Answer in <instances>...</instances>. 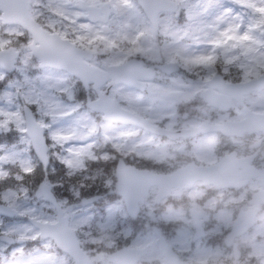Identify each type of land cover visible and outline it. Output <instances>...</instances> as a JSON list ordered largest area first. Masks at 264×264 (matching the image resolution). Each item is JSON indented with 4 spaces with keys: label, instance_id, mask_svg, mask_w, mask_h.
Returning <instances> with one entry per match:
<instances>
[{
    "label": "snow or ice",
    "instance_id": "6c2138e0",
    "mask_svg": "<svg viewBox=\"0 0 264 264\" xmlns=\"http://www.w3.org/2000/svg\"><path fill=\"white\" fill-rule=\"evenodd\" d=\"M231 2L264 17V2ZM34 10V22L0 35V264H72L85 228H95V237L121 213L138 221L124 175L135 160L125 154L127 142L151 125L146 117L164 91L183 72L199 75L183 80L189 89L233 87L230 70L216 69L217 52L253 37L242 23H228L234 9L221 0L200 11L188 0H41ZM160 23L181 41L204 33L207 51L145 47ZM113 248L119 255L118 242Z\"/></svg>",
    "mask_w": 264,
    "mask_h": 264
},
{
    "label": "rangeland",
    "instance_id": "374dc122",
    "mask_svg": "<svg viewBox=\"0 0 264 264\" xmlns=\"http://www.w3.org/2000/svg\"><path fill=\"white\" fill-rule=\"evenodd\" d=\"M262 2H264V0H246V3L255 5H259ZM40 3L41 0H30V5H32V8L30 10L34 16L38 15V12H36L34 9ZM206 3L207 0H199L193 1L192 3H190V5L193 6L195 11H200L205 7ZM221 3L226 7H231L234 9L233 15L228 19V23L233 25L242 23L244 27L241 28L240 31H247L248 34L253 37V40L249 43L236 47L228 45L224 48L219 49L218 52L221 53V55L219 56V62L216 64V69H232L229 71L227 76L233 79H242L245 77L248 78L251 75H253L251 76V78L256 77L261 74L260 72L264 71V48H262V45H264V37L260 40L257 39L249 29V23L251 21H254L253 23L257 21L259 30L261 32H264V27L261 26V22L262 20H264V17L260 18L258 16H255L249 8L234 5L232 4L231 0H221ZM218 11H220V8L210 10L209 19H211V17L214 16ZM237 13L239 14L238 16L236 15ZM163 18L164 17L160 16L161 21H163ZM158 30L159 36L168 37L173 40L170 41V43L166 46L162 43L157 47V49L163 48L164 52L167 51L170 54L176 53V46L178 43H182L184 47L188 48L190 55L200 54L207 51L208 49L206 36L204 33H201L199 31L194 32L190 38L181 41L180 36L174 34L173 31H171L168 26L163 23L158 24ZM15 31L16 29L11 27L6 30H0V35L14 36ZM153 38L154 36L149 38L147 44H145V47L155 46L152 42H150V40ZM154 51H156V47H154ZM178 61L181 64L184 63L183 60ZM200 71L201 70H198V72ZM184 88L185 89L179 94H181L184 103H186L191 98L190 96H192V92L198 91L199 88ZM164 93L166 92L164 91ZM148 107L151 108V105H148ZM201 109H203L202 106L198 108V110ZM209 113L213 118H216L219 115L216 112ZM237 114L241 115V111L237 110ZM172 116L173 113L171 109V103L168 100L161 98L157 110L148 115L146 119L150 120L151 123H153L154 121L165 120V127L171 128V126L175 124ZM223 117L228 116L224 115L220 118ZM216 121L219 122L220 120ZM188 123L195 125V123H192L191 121L184 122L183 124L185 125ZM255 139L256 137L253 140ZM212 140L214 141L211 142ZM216 140L217 139L214 136L197 138L196 140L191 142V146L193 147L191 151H185L177 155L175 153L177 149L176 146H173L167 141L159 142L153 137L139 133L138 139L136 137H132L128 140L127 150L131 153H134L135 159L140 164L146 163L161 166V162L163 160L162 158L166 157V159L169 161H175L176 166L180 167L184 163H186L184 162V160L187 158L190 160H195L199 164L211 163L218 157V152L215 148L218 147L220 148V150H222L223 145L225 150H227L226 147H229L231 150L236 149L241 153L244 152V149H248L247 144L249 143V141L247 142L246 140L240 141L239 144H232L229 139H225V141H222L220 143ZM211 144H217V146L213 148ZM256 161L260 163L258 166H264V149ZM195 188L196 189L193 191H190L188 193L185 192L184 196L186 199H176L175 201H177L179 208L171 211L170 213L160 214V212L162 211V206L164 205L162 204V206H160L156 213L159 214V216L154 220L157 223H164L166 226H168V222L171 221L177 226L175 235H172L170 239H168L167 243L178 257H180L179 255L181 254H186V256H183L184 258L181 257L182 260L186 262V264H208L209 261L213 260L214 256L217 253L210 249L199 247L204 243V241L208 239V237H217L218 235L222 234L223 231L231 224L233 220L232 215L247 206L246 195H250L259 187L258 184L253 181L246 189L240 192H219V194H215L213 198L205 200L202 204H198L195 200H201V197L205 195L209 190H207V188ZM191 203L194 204V206L201 212H210L211 214H213L218 210V212L216 214H213V217H211V223H208L209 226L205 227V229H207L206 236L197 244L192 243L193 231L191 227V221L187 215V209ZM144 205L148 209V211H152V198L150 197V200H146ZM98 235H101V233ZM97 236L94 237L93 235H91L89 239H91L92 241H97ZM91 240H89V242L92 245L93 242ZM236 242L241 252V257L236 264H247L248 260L250 259L255 260L257 264H264V209L258 214L257 222L255 223L254 228L250 232L236 240ZM106 245L107 244L103 241L102 248L104 249ZM128 247L145 248L146 254L143 259L145 262L161 260L157 240L154 235L152 236V234L150 233L144 235L143 238H137ZM94 256L95 257L92 258V264H108L106 257L104 259L102 258L103 256H100L99 254ZM224 258L227 264H230L231 253L224 254ZM109 264L112 263L109 262ZM113 264H115V262Z\"/></svg>",
    "mask_w": 264,
    "mask_h": 264
},
{
    "label": "water",
    "instance_id": "95a60500",
    "mask_svg": "<svg viewBox=\"0 0 264 264\" xmlns=\"http://www.w3.org/2000/svg\"><path fill=\"white\" fill-rule=\"evenodd\" d=\"M6 4L12 5V7H9L7 9L0 8V10L3 12L2 14V21L4 23H13V24H22L24 22H34L28 14V1L27 0H4ZM261 121H259L256 124H252V128H256L257 130H263L264 131V123L260 124ZM146 130H150L156 133L164 134L165 132L161 129H157L151 126H148L144 128ZM222 130V129H221ZM225 132H228L229 129H225ZM178 136V135H177ZM176 134L169 133V137L175 138L177 137ZM218 168V167H217ZM203 169H195L191 166H188L182 171L177 172L171 177H163V176H154L150 175L148 173L138 172L136 170L132 171H125L124 175L127 177L129 184L133 186V190L129 194V200H130V206L132 209V214L135 215L137 211L136 203L137 201L142 200L144 195L146 194L145 189L149 187L150 185H158L159 186V195L156 197V201H159L161 198H163L165 195L168 194L170 188L177 187L182 188L183 185L190 187V184L199 178H202L201 172ZM212 173L206 172L205 177L210 179ZM264 200V194H260L259 196L255 197V201H261ZM192 216L197 218V215L194 211H192ZM251 219V218H250ZM250 221V220H249ZM199 222L195 220V225L198 228V233L196 237L201 233L199 230ZM252 222L250 221L249 224H243L241 226L234 225L232 229V233L230 236L226 238V243L230 244L233 237L235 235H239L243 233ZM141 254V252H121L120 258H117L121 261L123 264H131L133 261H135L138 256ZM72 256L77 260L78 264H86L84 261L83 256L80 254L78 250H74L72 253ZM166 261L165 264H178L176 261H174L168 252H165ZM234 258L237 259L239 257V253L235 251Z\"/></svg>",
    "mask_w": 264,
    "mask_h": 264
},
{
    "label": "trees",
    "instance_id": "16d2710c",
    "mask_svg": "<svg viewBox=\"0 0 264 264\" xmlns=\"http://www.w3.org/2000/svg\"><path fill=\"white\" fill-rule=\"evenodd\" d=\"M120 241V240H119Z\"/></svg>",
    "mask_w": 264,
    "mask_h": 264
}]
</instances>
